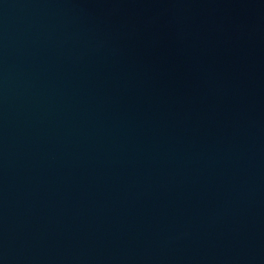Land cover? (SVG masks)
<instances>
[{
	"label": "water",
	"instance_id": "95a60500",
	"mask_svg": "<svg viewBox=\"0 0 264 264\" xmlns=\"http://www.w3.org/2000/svg\"><path fill=\"white\" fill-rule=\"evenodd\" d=\"M0 264H264V0H0Z\"/></svg>",
	"mask_w": 264,
	"mask_h": 264
}]
</instances>
